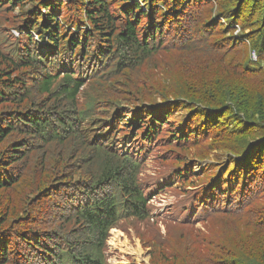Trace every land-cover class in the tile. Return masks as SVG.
I'll return each instance as SVG.
<instances>
[{
  "label": "trees",
  "instance_id": "16d2710c",
  "mask_svg": "<svg viewBox=\"0 0 264 264\" xmlns=\"http://www.w3.org/2000/svg\"><path fill=\"white\" fill-rule=\"evenodd\" d=\"M15 11L18 42L0 35V264H107L110 231L148 220L140 157L156 138L183 148L172 176L191 150L227 161L196 201L203 235L182 256L176 236L152 245V263L264 264V0H0ZM159 54L178 59L170 98L95 121L78 108L89 63ZM122 132L134 156L112 148Z\"/></svg>",
  "mask_w": 264,
  "mask_h": 264
},
{
  "label": "rangeland",
  "instance_id": "374dc122",
  "mask_svg": "<svg viewBox=\"0 0 264 264\" xmlns=\"http://www.w3.org/2000/svg\"><path fill=\"white\" fill-rule=\"evenodd\" d=\"M13 16V19H10L6 13L0 14V35L8 43L18 42L15 30L19 25L17 11L13 12ZM155 57L134 70L128 71L122 67L112 73H109L105 66L97 68L92 66L93 63H89L82 71V75L86 77H83L84 86L77 98L78 108L81 112L88 111L95 121L112 117L117 110L129 113L126 106L157 103L170 98L172 77L178 75V59L169 54H159ZM72 71L74 72V69ZM125 120L129 121L130 117L127 115ZM124 129L122 127V130ZM95 134L101 135V132ZM123 135V132L116 133L112 148L118 145L122 138V145L118 148L134 156L137 154L135 152L139 140L133 143V139L137 137L123 139ZM110 136L111 134L106 133L98 140H103L102 144L105 145ZM174 146L179 148L169 141L156 138L151 147H141L144 153L140 157L139 180L150 198L146 204L148 220L140 223H121L110 231L106 243L107 264H153L150 254L156 250L152 249V245L160 244L162 247V243H172L176 237L180 240L175 247L176 253L182 256L186 245L195 242L205 232V217L198 212L199 203L196 201L209 178L220 172V163L227 161V158L217 154L213 146L195 159H192L194 151L191 150L190 156L182 158L188 165L179 170V174L185 171L187 177L179 178V175L172 176L170 173L175 166L174 162L179 158L176 154L183 148L176 150ZM223 175L224 173L221 174ZM177 181L181 184L176 183ZM205 214L206 218L220 215L214 211V207L205 209ZM116 230L121 234L117 237L119 245L112 246L109 242L114 238L113 232Z\"/></svg>",
  "mask_w": 264,
  "mask_h": 264
},
{
  "label": "bare ground",
  "instance_id": "6f19581e",
  "mask_svg": "<svg viewBox=\"0 0 264 264\" xmlns=\"http://www.w3.org/2000/svg\"><path fill=\"white\" fill-rule=\"evenodd\" d=\"M142 1V0H141ZM166 1V0H165ZM141 3H143V2H141ZM175 9V8H174ZM162 11V10H161ZM169 12V11H168ZM181 15V14H180ZM179 18V17H178ZM173 21V20H172ZM172 28V27H171ZM184 29V28H183ZM187 29V28H186ZM179 30V29H178ZM175 33V32H174ZM203 36V35H202ZM179 45V44H178ZM129 71V70H128ZM127 73H129V72H127ZM123 89V88H122ZM142 94H144V93H142ZM146 100V99H145ZM147 101V100H146ZM141 110H143V109H141ZM114 233V238L113 239H111L110 240V244L112 245V246H118L119 245V243H118V240H117V237H119V236H121V234L119 233V232H117V230H116V232H113ZM125 242V241H124ZM134 250V249H133Z\"/></svg>",
  "mask_w": 264,
  "mask_h": 264
},
{
  "label": "built area",
  "instance_id": "2783aa9c",
  "mask_svg": "<svg viewBox=\"0 0 264 264\" xmlns=\"http://www.w3.org/2000/svg\"><path fill=\"white\" fill-rule=\"evenodd\" d=\"M252 59L255 60L256 56L254 55V53H252Z\"/></svg>",
  "mask_w": 264,
  "mask_h": 264
}]
</instances>
